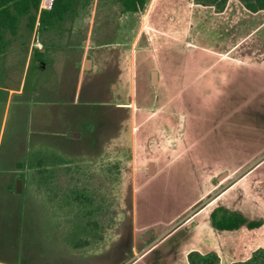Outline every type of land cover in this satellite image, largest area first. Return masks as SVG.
<instances>
[{
  "label": "rangeland",
  "instance_id": "rangeland-1",
  "mask_svg": "<svg viewBox=\"0 0 264 264\" xmlns=\"http://www.w3.org/2000/svg\"><path fill=\"white\" fill-rule=\"evenodd\" d=\"M211 3L78 0L61 27L35 25L25 86L0 90V264H231L264 246V11ZM218 206L261 225L216 230Z\"/></svg>",
  "mask_w": 264,
  "mask_h": 264
},
{
  "label": "trees",
  "instance_id": "trees-1",
  "mask_svg": "<svg viewBox=\"0 0 264 264\" xmlns=\"http://www.w3.org/2000/svg\"><path fill=\"white\" fill-rule=\"evenodd\" d=\"M40 0H0V90H5L12 86H17L20 74L23 70L26 58V50L32 36L35 25L38 31L61 27L67 19L73 17L76 11L78 0H53L48 9L39 10ZM123 12L138 13L141 12L148 0H117ZM211 4L220 6L225 0H208ZM243 7L251 13L264 11V0H240ZM17 48V49H16ZM11 51H19L20 56L12 67L5 65V57L10 55ZM41 52L35 48L30 58L28 70L32 68V60H41ZM7 62V61H6ZM40 63H43L42 61ZM41 66V65H40ZM10 73L14 74L13 77ZM14 82V83H13ZM63 161L62 157H58ZM27 163L33 167L38 174L42 176L45 172L44 156L41 152H32L27 157ZM41 183V182H39ZM69 195L71 201L75 203H93V198L86 193L84 189L74 188ZM211 226L219 231H233L241 226L249 229L257 228L261 225L260 220L248 219L241 212L230 210L224 206H218L210 211ZM94 228L97 227V221H92ZM90 222L80 226V230L88 233ZM79 229V227L77 228ZM86 237V236H85ZM82 237L79 234L65 236V241L73 248H80L89 245V238ZM101 238L94 234L92 241L96 242ZM187 264H221L220 258L215 252L200 253L191 251L187 255ZM231 264H264V246L255 250L250 257L245 260L235 261Z\"/></svg>",
  "mask_w": 264,
  "mask_h": 264
},
{
  "label": "crops",
  "instance_id": "crops-1",
  "mask_svg": "<svg viewBox=\"0 0 264 264\" xmlns=\"http://www.w3.org/2000/svg\"><path fill=\"white\" fill-rule=\"evenodd\" d=\"M27 61H28V57H27ZM27 61H26V63H27ZM26 66L24 65L23 70H22V72L20 74V79H19L18 85L7 88V90H9L10 93H12L13 91L19 93L23 89V87L25 86L24 84H25V80H26V70H27ZM156 74H157V72H156ZM151 82L152 83L156 82V76H155V81L154 82L152 81V77H151ZM2 264H7V263H2Z\"/></svg>",
  "mask_w": 264,
  "mask_h": 264
},
{
  "label": "water",
  "instance_id": "water-1",
  "mask_svg": "<svg viewBox=\"0 0 264 264\" xmlns=\"http://www.w3.org/2000/svg\"><path fill=\"white\" fill-rule=\"evenodd\" d=\"M90 63L89 60H85V66H88V64ZM155 76H156V71L155 70H152L151 71V77H152V81L154 82L155 81ZM69 136L70 137H78L79 136V133L78 132H69ZM152 166L153 164L152 163H149V170L152 171ZM20 187H19V181H17V191H19Z\"/></svg>",
  "mask_w": 264,
  "mask_h": 264
},
{
  "label": "built area",
  "instance_id": "built-area-1",
  "mask_svg": "<svg viewBox=\"0 0 264 264\" xmlns=\"http://www.w3.org/2000/svg\"><path fill=\"white\" fill-rule=\"evenodd\" d=\"M53 0H40L39 1V10L40 9H48L51 7Z\"/></svg>",
  "mask_w": 264,
  "mask_h": 264
}]
</instances>
